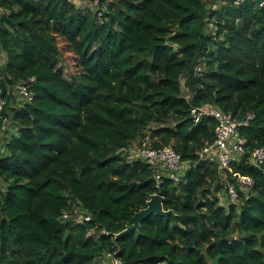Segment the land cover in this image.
Masks as SVG:
<instances>
[{"label":"trees","instance_id":"trees-1","mask_svg":"<svg viewBox=\"0 0 264 264\" xmlns=\"http://www.w3.org/2000/svg\"><path fill=\"white\" fill-rule=\"evenodd\" d=\"M223 1L100 0L92 12L72 0H0V264H106V254L264 264V171L249 163L264 146V7ZM20 84L30 101H18ZM196 106L254 114L238 128L246 152L231 165L253 186H237L227 204L219 193L237 177L199 156L216 120L195 123ZM146 137L180 154L178 183H156L134 156L130 146ZM154 193L173 213L150 214L113 242ZM74 202L89 222L61 218Z\"/></svg>","mask_w":264,"mask_h":264},{"label":"built area","instance_id":"built-area-1","mask_svg":"<svg viewBox=\"0 0 264 264\" xmlns=\"http://www.w3.org/2000/svg\"><path fill=\"white\" fill-rule=\"evenodd\" d=\"M256 1L259 7H264V0ZM30 79L31 81L34 80L33 77ZM18 93L27 100H31L32 98L28 85H18ZM4 103L5 100L0 91V108ZM191 116L195 123L204 116L212 117L216 120L215 137L213 141L206 142L203 145L199 156L214 164L218 173L226 177L227 171H232V163L241 158L246 152L245 139L240 136L238 128L248 125L254 114L247 113L246 117L238 119L231 112H223L213 106H196L191 108ZM135 145L134 156L140 157L152 168L153 178L156 183L162 181L164 177L174 183L180 181L183 174L184 162L181 160L180 154L171 145L154 147L147 137L143 139L141 144L136 142ZM249 163L264 170V146L258 147L251 152ZM232 174L233 176L236 175L237 179L235 184H227V195L229 200L235 201L237 186L242 190L249 189L253 186V180L249 176ZM61 218L75 222H89L91 220L90 214L75 202L72 203L68 210L62 212ZM87 234L91 235L92 231L88 230ZM104 258L106 264H136L124 263L115 254H106Z\"/></svg>","mask_w":264,"mask_h":264},{"label":"rangeland","instance_id":"rangeland-1","mask_svg":"<svg viewBox=\"0 0 264 264\" xmlns=\"http://www.w3.org/2000/svg\"><path fill=\"white\" fill-rule=\"evenodd\" d=\"M106 1H108V0H106ZM206 1H207L208 7L210 5H212L214 1L216 3L215 4L216 7H218V6H220V4L224 3L223 0H206ZM74 2H75V4L77 6L84 7L85 9H90L92 12H95L99 7L102 6V5H99V3H96L97 1H95V0H74ZM207 27H208V30H212V28H213L211 25H208ZM59 46H60V50L62 51V56H63V59H64L63 63H64L66 71L67 72H73L74 68L76 69V66L74 65L73 54L67 50V48L65 47L64 43L59 42ZM4 58H5L4 53L0 49V61H3ZM18 101L20 103L25 102V100H23V99H21L19 97H18ZM4 130L6 132H8V133H11L13 131V128L11 126V122L9 120L5 121ZM130 147H131V151L134 152L135 149H136L135 143H133ZM5 184L6 183L0 179V188L2 190L5 189ZM243 191H245V190H243ZM220 197H221L220 202L222 204H227L229 199H228V196H226V193L224 191L219 193V198ZM100 262L104 263L103 259H100Z\"/></svg>","mask_w":264,"mask_h":264},{"label":"water","instance_id":"water-1","mask_svg":"<svg viewBox=\"0 0 264 264\" xmlns=\"http://www.w3.org/2000/svg\"><path fill=\"white\" fill-rule=\"evenodd\" d=\"M163 199L164 197L160 193L150 195V198L146 201V206L139 209L132 215L130 225L126 226L122 231L117 233L113 238V242H116V239L123 234L137 231L140 227L142 219L150 214L166 216L173 213L172 210H165L163 208Z\"/></svg>","mask_w":264,"mask_h":264},{"label":"clouds","instance_id":"clouds-1","mask_svg":"<svg viewBox=\"0 0 264 264\" xmlns=\"http://www.w3.org/2000/svg\"><path fill=\"white\" fill-rule=\"evenodd\" d=\"M73 2H74V0H72ZM100 0H97V2L96 3H99V5H100V2H99ZM75 3V2H74ZM258 4V3H257ZM98 5V4H97ZM101 8H104V5H102L101 6ZM98 15H100V12H98ZM19 98H21V99H23V100H25V101H30V100H27V99H25L23 96H21V95H19L18 96ZM32 99V98H31ZM241 136V135H240ZM136 143V142H135ZM263 170V169H262ZM264 171V170H263ZM246 190V189H245Z\"/></svg>","mask_w":264,"mask_h":264}]
</instances>
